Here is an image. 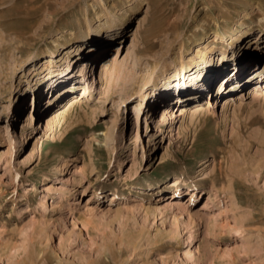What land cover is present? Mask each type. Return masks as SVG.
Wrapping results in <instances>:
<instances>
[{
  "label": "rangeland",
  "instance_id": "rangeland-1",
  "mask_svg": "<svg viewBox=\"0 0 264 264\" xmlns=\"http://www.w3.org/2000/svg\"><path fill=\"white\" fill-rule=\"evenodd\" d=\"M108 35L83 80L93 86L91 106L75 107L44 135L39 110L74 85L82 95L84 83L67 82L84 64L76 54ZM210 49L218 68L235 50L244 80L256 76L264 67V0H0V153L16 147L11 162L0 160V264H264V96L253 102L256 81L240 87L227 118L220 96L189 133L178 135L183 117L158 121L164 101H176L172 87L198 75ZM70 59L68 75L46 80ZM224 70L211 85L200 75L193 82L216 92L223 78H236L232 65ZM112 77L114 94L101 100L98 89ZM39 81L44 92L30 96ZM143 84L150 99L136 152L138 106L124 108L122 97ZM263 89L259 79L254 90ZM32 107L35 128L26 121ZM191 184L199 189L186 195ZM58 187L73 190L62 195ZM173 197L181 209L162 213ZM54 200L58 209H46ZM176 226L181 239L169 234Z\"/></svg>",
  "mask_w": 264,
  "mask_h": 264
},
{
  "label": "bare ground",
  "instance_id": "bare-ground-1",
  "mask_svg": "<svg viewBox=\"0 0 264 264\" xmlns=\"http://www.w3.org/2000/svg\"><path fill=\"white\" fill-rule=\"evenodd\" d=\"M122 23H123V20L122 19L119 20L118 23H117V27H120ZM235 36L238 37V40H240V42L245 41V39L247 38L246 37L247 35L245 36V35H242V34H236ZM243 36H244V39L241 40V37H243ZM112 39L113 38L110 35L103 36V37H101V38L93 41L92 44L88 47L87 50H84V51L76 54V55H79L78 58H84V62H83L84 64L82 66V69L80 68V70H79L80 73H78V75H74V78L72 77L67 82H68V84H70L72 82H75L76 84L77 83H84V87H82L83 88L82 89V95L79 96V93L76 95L77 91H75V89H73V87L75 86L73 84L74 86L71 89L65 90L58 98L54 99V101H50L49 102V105H47V106H45V107H43V108H41L39 110V112L42 113L41 116H45V118L42 121V127L44 125V128H45L44 135L45 134H48V132L51 133V131H53L56 123H58L57 126H62V124L65 121V119L67 118V116L72 112V110L75 107H77L79 105H83V104H85L86 106H91L89 104V101L93 97L91 95L92 90H93V89H91V87H93V86H91L90 89H89L86 86V82L83 81V80H87V78H89V76H91V75H89V72L92 69L91 67L95 63V61L93 59H91V55H92L91 53H93L94 51H98L100 49H105V47L107 46V44H109L112 41ZM234 43H235V41H232V44H234ZM210 50L211 51H206L205 50L206 52L203 54V56H204V59H203V62H202L203 65H202V67L200 69H198V75H197V72H196L195 74H193L192 77H190L189 79H187L186 82L178 83L174 88L173 87H172V89L170 88L172 91H174V95L177 97L176 98V101L174 103H169L168 100L164 101L163 105L165 107L161 110V112H160V114L158 116V118H159L158 121L161 124H165V123L167 124V121H169V120H173V119H177L179 117L180 118L183 117V120L181 122V125L179 126V131H178V135L179 136H181V135H183L185 133H189L192 125H194L197 122L198 123L202 122L203 119L207 115L213 114V106H214L213 105V100L216 101L220 96L223 97L224 98L223 100L225 101V104H224V108L225 109L223 110V116H224V118H227L228 117V114L230 112V109H231L230 103H231L232 100H235L236 99V98H234L236 95H239V93H240L239 92L240 87L243 84H245V82H249V81H251V82L252 81H256L254 83V86L255 85L257 86V83L259 82V79H261V80L264 79V67H262V68H259L256 71H254V73L257 74V75L254 74L256 76H251L250 75V77H251L250 79L244 80L245 78H243V76H242L243 74H241V69H242L241 68V61H240L239 57L237 56V54H235V50L230 51V54L228 56H225V55H227V53L224 54L223 59L221 60V61H223V66L221 68L220 67L218 68V66H216L213 63V61H211L209 59V53L210 54H214V49H210ZM52 53H54L53 50H52ZM101 55L102 54H99L98 57H101ZM226 57H227V59H226ZM261 58L264 59V56L263 57L261 56ZM113 59H112V62H113ZM85 61H87V65L86 66H85V63H86ZM117 61L120 63V58H117L116 57L114 59V69L116 68V70L118 68V64H115V63H117ZM55 62H56L55 56L52 54V56L50 57V60H48L47 63H49V64L50 63H53L54 64ZM75 62L77 63V61H75ZM75 62H74V64H75ZM112 62H108V63H106V65L102 66V68L100 70V77L99 78H101V73L108 66H110V64ZM71 63H72V60L71 59L68 60L65 65H62L63 67L61 66L60 69L57 70V72H56L57 74L56 75L50 76V74L52 72L48 73L47 76L45 75V78L47 77L46 80L49 81L52 78H54L55 76H57L58 74H66V75H68L70 73V71H71L70 70L71 69V66H72ZM89 64H90V66H89ZM228 64L229 65H232L235 68V70L237 69V72L234 74L236 76V78L228 79L227 77L229 75L226 76L225 78H223L222 81H225L226 80V82L224 84H221L218 87V89H217L216 92H213L211 90V86H209L208 90L203 91V89L200 88L201 87L200 85L197 86L196 85V82H193L200 75V76H203V79L211 85V83L213 82L212 80H213V77L215 76V74H219V76H220V75H222V74H220L222 71H224L222 73H226L227 70H224V69L226 68V66ZM49 66H51V65H49ZM181 66L184 69L186 67V64H182ZM88 68H89V70H88ZM72 72H73V67H72ZM75 76H76V78H75ZM79 76H82L83 77V79L82 80L80 79V81L77 80V77H78V79L81 78ZM62 77H65V75H62ZM234 79H235V82H233L231 84L230 88L228 89L227 84L229 82L233 81ZM190 80L192 82H190ZM44 82L45 81H42V82L39 81L38 83L36 82L34 84V86H33V87H35L36 92H33L30 96H35L36 93H37V90L38 91L39 90L41 91L42 90L41 87H42V84ZM30 83L32 84V82H30ZM115 83L116 82L113 81V77H112V78H110V80L108 82L107 88H105V89L104 88L98 89L99 90L98 94H99L101 100H105L106 101L109 98H111L110 96L112 94H114V91H115V90L113 91V87L115 86ZM255 87H254V89H255ZM52 88L50 86V89L47 90L48 93L51 92ZM254 89L252 90V93H253L252 99H253V102H256L258 99H260V97L264 96V91H263L264 89L262 91H255ZM195 91H198L197 92L198 93V97L195 96V93H194ZM43 92H44V90H43ZM43 92L41 91L39 94L41 95ZM201 92H205L206 93V97H205V95H204V97L201 96ZM54 95H52L51 98H53ZM40 97L36 96V100L38 98H40ZM65 97H67L66 104L64 106H62V107H59V105L61 104V102L63 101V99ZM147 99H150V93L148 91V87L145 84L141 85L136 91H134V93H128V94H126L125 96L122 97V101L124 103V108H125V106L129 105L130 102H133V101H134V104L138 106V110H137L138 122H139L138 125L141 124V122H143L142 109H143L144 104H146L145 101ZM189 99H192V100H189ZM81 101H82V103H81ZM235 102L236 101H234V103ZM241 102L242 101L239 99V103L240 104H241ZM231 104H233V103H231ZM33 109L34 108L32 107L31 111L28 113V118L26 119V121L28 122L27 123L28 125H30L32 128H35L34 122L37 119V114H35V113L33 114ZM175 110H176V112H175ZM92 113H94L93 109H92ZM177 113L179 115H177ZM234 114H235V112H234ZM171 127H169V128H171ZM169 128H162V132H163V129L166 130V129H169ZM64 133H65V131H61L60 130L59 133H58V135H61L62 136V135H64ZM67 134H69V132ZM66 135L64 136V138H63V140H62L61 143H63ZM90 136H91V138H90V140H91L90 142L91 143H92V141H97L98 140V138L96 137V135L94 133H91ZM26 137H28V135ZM34 137H37V133L31 134V136L29 135V138H34ZM56 139H57V137H56ZM133 140H134L135 149H136V152H137L139 150V148H141L143 146V143L145 141V135H144V133L141 130V125L138 126L137 132L134 135V139ZM90 146L92 147V149H91V156H92L93 153L95 152V149L93 147L94 146L93 144L90 145ZM15 155H16V147H15V142H14V143H12L9 146V148L6 151H3V152L0 153V160L2 158H6V161L7 162H11V159H13L15 157ZM32 155H33V149L31 148L30 154L28 156V160L32 157ZM92 159H93V157H92ZM165 162H166L165 157L162 156L160 163L162 164V163H165ZM207 163H208V161H204L203 165L204 164H207ZM66 164H67V162L64 163V166ZM59 168H61V167L58 166V165H56V169H59ZM174 183H175V187L178 189V192H181L182 189H181V185L179 184V181L177 180ZM187 187L190 189V192L186 193V195L187 194L189 195V194H192V193L195 194L196 193V190L199 189V186L197 184H191V185H188ZM72 190L73 189L64 190L63 187H58L56 193L63 195L66 192L68 194H71L72 193ZM176 194H177V192H176ZM166 203L167 204L164 207V209L161 210L162 213L166 212L169 209H176V210H178L177 208H179L181 206L182 198H175V197H173L172 199L167 200ZM45 206H46V209L55 210V209H58V207L60 206V204H59L58 201H55L54 200V201L45 203ZM180 209L181 208H179V210ZM177 220H179V217L177 218V216H176V221ZM179 224H180V222H179ZM179 230L180 229L176 226V229L170 230L169 231V234H171L172 237H174V239L175 238L176 239H179L180 236H181L180 233H179ZM145 253H147V252H145ZM194 262H195V260L191 261V264H195ZM33 264H35V263H33Z\"/></svg>",
  "mask_w": 264,
  "mask_h": 264
}]
</instances>
